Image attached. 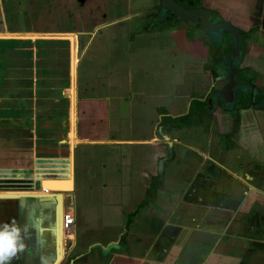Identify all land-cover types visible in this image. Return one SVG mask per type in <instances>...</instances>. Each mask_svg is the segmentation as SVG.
I'll use <instances>...</instances> for the list:
<instances>
[{
	"label": "crops",
	"instance_id": "0c3cea01",
	"mask_svg": "<svg viewBox=\"0 0 264 264\" xmlns=\"http://www.w3.org/2000/svg\"><path fill=\"white\" fill-rule=\"evenodd\" d=\"M107 1L27 0V10H21L28 14L29 7L35 6L37 20L43 19V26L38 24L42 30L14 31L7 18L16 4L8 1L7 6L0 0V35H4L0 44L11 41L8 38L26 39L20 38L24 34L40 35L36 40L42 41L67 40L64 35H71L76 60L73 78V44L67 40L69 83L72 76L73 86L66 92L49 87L46 79L51 71L39 63V57L35 63L39 66L33 67L34 82L26 87L22 83L25 67L20 64L23 52L18 59L8 58L6 49L0 51V173L24 172L22 179L31 181L41 175L59 179L68 173L69 179L74 170L75 189L68 202L74 216L77 174L80 186L86 185L92 195H101L95 197L101 209L92 204L96 203L93 199L87 204L101 211L103 200L106 209L101 224L106 230L101 233H111L112 237L103 239L102 249L84 254L74 231L72 247L64 251L61 264H264V0H202L221 20L246 33L244 65L240 67L247 68V79L260 93L254 105L243 103L236 116L214 103V78L202 90L201 81L209 73L203 69L182 70L176 85L185 81V75L195 78L184 82L185 89L173 86L171 100L170 82L152 94L155 101L151 104L145 100L144 85L140 86V102L133 109L131 88H127L132 65L129 49L141 39L133 36H150L148 43L153 35L170 34V21L157 19L156 11L148 21L138 12L139 21L132 19L134 15L109 22L103 19ZM148 7L152 8L146 4L145 10ZM196 31L186 25L182 35L190 40ZM76 35L86 40L83 56L99 52L94 57L95 66L85 71ZM216 50L214 47V58ZM124 65L128 67V82L121 70ZM13 66L15 72L11 71ZM216 67L213 62L212 77ZM6 76L12 83L10 90ZM75 78L84 92L80 115ZM112 107L120 112L117 124L121 127L116 131L110 127ZM131 113L141 123L147 117L148 136L134 137ZM123 125L128 133L122 134ZM73 129L75 144L69 136ZM83 145L105 148L99 160L97 154L82 157V171L78 172L76 153ZM61 161L65 167H60V176L45 172L58 170ZM34 171L38 174L35 179L31 176Z\"/></svg>",
	"mask_w": 264,
	"mask_h": 264
},
{
	"label": "rangeland",
	"instance_id": "374dc122",
	"mask_svg": "<svg viewBox=\"0 0 264 264\" xmlns=\"http://www.w3.org/2000/svg\"><path fill=\"white\" fill-rule=\"evenodd\" d=\"M4 3L16 4V10L12 12V14L8 12L6 15H8L7 23L8 25H13L12 30L17 31H35V30H42L39 25L43 26V19L41 18L40 21L37 20V11L35 6L29 7V13L22 12L21 9H24V11L27 10V0H23V6L19 4V1L22 2V0H3ZM13 1V2H12ZM29 1V0H28ZM149 2V3H148ZM159 0H109L107 1V4L105 5V15L103 17L104 20H107L109 22L115 21L120 18H128L131 16L136 15L138 12H141L138 16L142 17L143 21L150 20L154 13L158 11ZM146 4L148 6H152V8H149V10L146 9ZM156 6V7H155ZM155 7V8H154ZM136 15V17L132 18L139 21V18ZM123 18V19H125ZM17 19L18 22H17ZM227 19V18H225ZM11 20V21H10ZM2 22V16L0 15V29ZM46 22V21H45ZM170 21V34H166L165 36L159 35V37H156L153 35L151 40L147 43L150 36H146L143 34L137 33L133 37L141 39L137 40L135 44H132L129 49V60L131 62L130 70H129V78H130V84L128 85V90L131 88L130 96L132 97V108L136 109L140 102V95L139 91L140 86L144 85L145 87V99L148 104H151L154 100L152 94L156 93L158 90L162 89L165 85L164 83H167V85L170 82V86H167L168 89H170V100L172 96V92L174 91V88H176L178 85H176L178 78V75L181 73L182 70H190L193 72L194 69H203L204 71H209L208 76H204L201 83L203 85V89H207L208 86H210V83H212V74L210 71H212V65L214 62V44H210L211 40H213L210 36L206 35L205 33L201 32L200 29H197V31L190 35V40H186L184 35H182V32H184V29L186 28V24L182 21L174 20L172 23ZM45 24V23H44ZM14 31L12 34H14ZM78 39V57L79 60L82 58V67L81 69L85 71L89 66H95L94 57L97 53L95 50L92 52H88L86 56H83L84 53V44L85 39L79 38V35H76ZM211 38V39H210ZM11 41L8 40V43L6 44H0V51L6 49L8 50V58L11 56H14L19 59L20 53L23 52V58L24 61L23 64L25 67L23 80L22 83L26 84V87H29V85L33 84V67H38L39 63L44 64L45 68L50 69L51 72H47V79L46 82L50 86H56L60 87L61 90H67L70 85V50H69V43L67 40H31V39H18V38H8ZM145 39V40H144ZM172 39V40H170ZM219 41V40H218ZM219 44L218 42H216ZM108 44V42H106ZM41 51V52H40ZM38 55V56H37ZM83 56V57H82ZM39 57L40 62L35 65L37 58ZM15 62V61H14ZM13 62V64H15ZM19 62V60H18ZM78 61V65H79ZM201 62V64H200ZM203 62V64H202ZM10 63V61H9ZM173 64V65H171ZM239 63V66H243L244 64ZM245 67V66H244ZM121 70L123 73L127 76V82H128V67L124 65V67H121ZM185 70V71H186ZM11 71L15 72V67H11ZM197 73V72H196ZM50 74V75H49ZM201 74V73H200ZM29 75V76H28ZM202 75V74H201ZM50 76V77H49ZM186 79L185 81L190 79H194L195 77L193 75H185ZM49 77V78H48ZM5 78V77H3ZM7 83H8V89L10 90V86H12L10 78L6 76ZM6 81V80H5ZM9 81V82H8ZM41 80H35V83L42 84L40 82ZM184 81V82H185ZM16 82V81H15ZM183 82V83H184ZM193 82V81H189ZM197 82V81H195ZM183 83L178 86L179 89L183 87L184 89L187 88L183 86ZM78 84V93H77V102H78V115H80V105H81V97L83 96L84 92L82 91L81 85L78 83V78L76 82V86ZM175 84V85H174ZM192 84V83H191ZM80 89V91H79ZM62 92V91H61ZM67 92V91H66ZM138 93V94H137ZM151 93V95L149 94ZM17 97H20L19 93H16ZM26 94V93H23ZM29 95V93L27 92ZM30 94L32 95L31 91ZM14 96V95H12ZM63 98V96H61ZM122 104H119V109ZM116 107H112L110 109V127L116 131V129H120L121 126L117 124L118 119L120 118V112H114ZM125 110V109H124ZM147 111V109H146ZM149 112V111H148ZM116 113V114H115ZM147 116V115H146ZM135 114H130V120L134 122L132 130L134 131V137H139L144 134V136H148L147 131V117L143 118V123L139 122L137 119H135ZM86 119L84 121V124L81 126L82 130L86 127ZM128 128L126 125H123L122 134L124 132L128 133ZM84 131V130H83ZM119 133V132H118ZM121 133L118 134V136L122 135ZM127 135V134H125ZM117 136V137H118ZM105 146H80L77 149V171L81 172L82 167L80 165V159L82 157L87 158L89 154H92L95 156L97 154V159H100V156L102 154L103 149ZM94 150V153L92 152ZM102 150V151H101ZM65 167L64 161H61V164L59 165L58 170H46L45 172L50 173V176H60L61 170L60 167ZM53 168V166H52ZM18 171H13V175H11L9 172L8 174L0 173V177H4L7 180H3V182H0V191H18V190H29L30 185L24 184L20 185L18 182H21L22 178H25L26 174L24 175V172H19L18 175H16ZM38 172V171H37ZM43 172V173H45ZM32 178H36L38 174L36 171L31 175ZM8 179H11L8 181ZM80 174H77L76 177V199L73 204L74 209L76 211L75 215V225H74V231L76 233L78 242L83 245L82 252L86 254L87 252H97L98 250L102 249V246L100 243H104L103 239L105 237L111 238L112 235H107V232L103 233L102 230H106L105 224H101L103 217L102 215L105 214V205L102 200V210L101 205H99L98 201L95 197L101 196L99 193H95L92 195L90 192H88V187L86 185L80 186ZM1 181V180H0ZM27 183L29 181H26ZM99 198V197H97ZM84 199L85 201H82ZM90 199H93L96 203H92L93 205H96V207L99 206V209H93L88 201ZM102 199V197H101ZM69 198L65 200L66 203L69 202ZM88 203V204H87ZM110 215L118 216L116 213H113L112 211L109 212ZM86 244V246L84 245ZM90 244L89 250L85 249ZM92 245V246H91ZM87 250V251H86ZM70 258V255L68 254L66 256V259Z\"/></svg>",
	"mask_w": 264,
	"mask_h": 264
},
{
	"label": "water",
	"instance_id": "95a60500",
	"mask_svg": "<svg viewBox=\"0 0 264 264\" xmlns=\"http://www.w3.org/2000/svg\"><path fill=\"white\" fill-rule=\"evenodd\" d=\"M160 3L162 13L169 11L178 20L190 26L200 24L204 33L210 36L213 42L221 43L225 35L228 37L231 52L216 59V65L220 63L222 66L224 61L227 62L223 70L225 74H228V83L221 92L213 95L214 103L220 97L225 107L228 108L226 111L233 113V105L237 96L239 97L238 93L245 92L248 87H251L252 104L254 105L258 87L252 82H243L242 72L238 68L243 60L246 33L229 21L213 22L216 19V13L206 7L186 8L175 0H160ZM72 84L71 76L70 89ZM68 177L69 173L57 177L59 179L49 180L47 175H41L28 182L29 190L0 192V205L4 206L8 203V210L13 214L14 218L11 219L14 222L16 217L22 216L24 225L28 226L30 233V238L25 241V250L14 258L13 264L62 263L64 251L70 249L73 243L65 241L62 237L65 200L70 198L75 189L74 170H72V179L69 180ZM68 187L71 188L68 189Z\"/></svg>",
	"mask_w": 264,
	"mask_h": 264
},
{
	"label": "flooded vegetation",
	"instance_id": "af4514ba",
	"mask_svg": "<svg viewBox=\"0 0 264 264\" xmlns=\"http://www.w3.org/2000/svg\"><path fill=\"white\" fill-rule=\"evenodd\" d=\"M175 1L180 3L181 5H183L186 8L206 7V8H208V9H210V10H212V11H214L216 13V19L213 22H217V21L221 20V18H219V13L216 10L205 6V4L203 3L202 0H175ZM158 5L161 6L160 0H159ZM158 18L160 20L163 18L161 21H164V22H167V21H172L173 22L174 20H178L169 11H167L165 13H162L161 9L158 11ZM178 21H180V20H178ZM186 25L188 27H190V28H193V29H200L201 32L204 33V31L202 30L200 24H197L195 26H190L188 24H186ZM227 43L229 44L228 37L226 35L222 38L221 43L217 44L215 42V45H217V48L216 47L215 48L217 50H216V57L214 58V65L217 66L216 67L217 72H215V74H214L215 76L213 77L214 78L213 79V86H216L215 87L216 90H214V92L212 93L213 95L216 94V93L221 92L225 88L226 84L228 83V74H225L226 72L223 70V66L227 65V62L224 61L222 66L220 65V63L218 65H216V59H218L223 54H228L229 52H231L230 44H229L230 50H225L226 46H227ZM244 47H245V45H244ZM243 55H244V50H243ZM238 68L242 72V76H241L242 81L245 82V83L252 82L249 79H247V77H246L247 68H241L239 65H238ZM214 71H215V69H214ZM259 93H260V89L258 88V92L255 93L254 101L256 100V97H257V95ZM212 94H211V96H212ZM238 95H239V97L237 96V98L234 101V105H233L234 112L233 113L229 112V111H226V109H228V108L225 107L226 105L223 104V102L220 100V97H218L217 102L219 103L220 107H222L223 110H225L228 113L235 114V116H236V115H239V110L241 109V106L243 105V103H245V105L249 104V103H252V89H251V87H248L245 92H239ZM210 99H211V97H210ZM263 100H264V98H263ZM0 180H1L0 182H3V180H7V179H5L4 177H0ZM9 180H11V179H8V181ZM19 181H21V182H18L20 185L28 184L23 179H21ZM11 218H14V217H13V214L10 213L9 210H8V203H6L4 206L0 205V225H3L5 223L14 222V220L11 219ZM16 218L17 219H16L15 223H17L18 225H24V219H23L22 216H18ZM14 261H15V259H13L11 261V264H13Z\"/></svg>",
	"mask_w": 264,
	"mask_h": 264
},
{
	"label": "clouds",
	"instance_id": "9594fccd",
	"mask_svg": "<svg viewBox=\"0 0 264 264\" xmlns=\"http://www.w3.org/2000/svg\"><path fill=\"white\" fill-rule=\"evenodd\" d=\"M30 238L27 225L15 222L0 225V264L11 261L26 248L25 241Z\"/></svg>",
	"mask_w": 264,
	"mask_h": 264
},
{
	"label": "built area",
	"instance_id": "2783aa9c",
	"mask_svg": "<svg viewBox=\"0 0 264 264\" xmlns=\"http://www.w3.org/2000/svg\"><path fill=\"white\" fill-rule=\"evenodd\" d=\"M62 224L65 234L64 240L71 241L74 238L75 216L72 206L66 202L64 204Z\"/></svg>",
	"mask_w": 264,
	"mask_h": 264
},
{
	"label": "bare ground",
	"instance_id": "6f19581e",
	"mask_svg": "<svg viewBox=\"0 0 264 264\" xmlns=\"http://www.w3.org/2000/svg\"><path fill=\"white\" fill-rule=\"evenodd\" d=\"M0 36H4V35H0ZM8 36H10V35H8ZM12 36V35H11ZM21 37L20 38H26V39H37V38H40V35H37V34H30V35H27V34H24V35H20ZM64 36H66L65 38H67V40L68 41H71L72 42V50H71V55H72V65H73V78L75 77V65H76V60H75V50H74V38L71 36V35H64ZM72 72V71H71ZM73 86V85H72ZM73 95H74V91H73ZM75 99V95L73 96V100ZM75 102V101H74ZM72 117H73V122H75V114H74V112H73V114H72ZM70 138H71V141L70 142H72V143H74L75 144V142L77 141V139H76V136H75V132H74V129H73V131L72 132H70ZM71 147H73V146H71ZM72 178H69V180H71ZM49 180H51V179H49ZM56 180V179H55ZM55 183H60V182H55ZM63 183V182H62ZM68 185H71V184H69L68 183ZM71 187H68V189H70ZM23 191V190H22ZM22 191H17V192H22ZM8 192H13V191H8ZM70 199V198H69ZM70 203V202H69ZM64 236H65V234H64V231H63V233H62V237H63V239H64Z\"/></svg>",
	"mask_w": 264,
	"mask_h": 264
},
{
	"label": "trees",
	"instance_id": "16d2710c",
	"mask_svg": "<svg viewBox=\"0 0 264 264\" xmlns=\"http://www.w3.org/2000/svg\"><path fill=\"white\" fill-rule=\"evenodd\" d=\"M157 9H158V11L161 9V6L160 5H158L157 6ZM157 19H158V15H157ZM163 19V18H162ZM230 44V43H229ZM229 44L227 43V46H226V49L225 50H230V48H229ZM212 46H214V47H216L217 48V45H212ZM216 56V55H215Z\"/></svg>",
	"mask_w": 264,
	"mask_h": 264
}]
</instances>
